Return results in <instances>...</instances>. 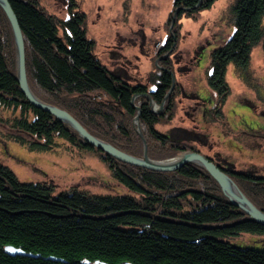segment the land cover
<instances>
[{
	"label": "trees",
	"instance_id": "trees-1",
	"mask_svg": "<svg viewBox=\"0 0 264 264\" xmlns=\"http://www.w3.org/2000/svg\"><path fill=\"white\" fill-rule=\"evenodd\" d=\"M9 1L23 33L28 81L37 97L67 110L91 134L133 156L142 157L145 144L156 161L200 152L158 128L173 119L177 106L170 57L150 72V86L132 85L95 55L87 14L78 9L77 0H71L68 19L49 14L39 0ZM216 1L174 0L169 18L172 23L177 11L174 30L158 57L178 45L183 17L195 18ZM231 17L235 31L211 52L206 70L217 95L213 118L221 124L231 94L230 65L244 80L253 50L262 46L264 52V0H233ZM148 94L163 106L161 111H153ZM0 126L6 140L31 151L94 152L130 192L71 190L54 195L52 186L22 182L0 162V264H264V249L232 242L246 233L264 235V225L248 220L205 168L188 163L174 171H157L123 162L35 107L18 81L15 38L1 5ZM223 168L264 212V175Z\"/></svg>",
	"mask_w": 264,
	"mask_h": 264
},
{
	"label": "rangeland",
	"instance_id": "rangeland-1",
	"mask_svg": "<svg viewBox=\"0 0 264 264\" xmlns=\"http://www.w3.org/2000/svg\"><path fill=\"white\" fill-rule=\"evenodd\" d=\"M39 3L60 19L70 17L71 0H39ZM77 3L78 9L87 14L86 28L88 37L95 40V55L125 82L150 86V72L162 59H172L178 85L177 106L173 119L158 125L161 132L195 145L223 167L264 175L262 46L253 50L246 79L242 80L235 66L230 65L227 81L231 94L224 107L225 123L213 118L217 116L213 111L217 95L208 84L206 70L211 52L235 31L231 17L233 0H217L197 17H183L178 45L161 57L158 55L174 30L175 22H169L174 0H77ZM1 129L0 162L22 182L46 183L52 186L54 195L71 190L130 193L92 151H31L6 140ZM232 242L264 249V235L246 233Z\"/></svg>",
	"mask_w": 264,
	"mask_h": 264
},
{
	"label": "water",
	"instance_id": "water-1",
	"mask_svg": "<svg viewBox=\"0 0 264 264\" xmlns=\"http://www.w3.org/2000/svg\"><path fill=\"white\" fill-rule=\"evenodd\" d=\"M0 5L4 9L10 21L17 52V77L20 83L22 92L27 99L37 108L45 110L60 120L64 121L72 128H74L79 135L92 147L106 152L114 156L115 158L137 166H142L157 171H174L180 169L188 163H195L205 168L220 184L224 194L231 201L232 204L243 209L248 215V220L255 221L264 225V212L260 210L240 189L234 179L225 171L223 167L215 163L210 157L202 154L198 151H187L180 156L167 160L156 161L149 157L147 152V145L145 144L144 154L142 157L133 156L120 150L111 143L104 141L93 134H91L71 113L67 110L47 103L41 100L32 91L26 68V48L23 33L19 24L17 15L9 0H0ZM177 11L173 17V23L176 20ZM171 93V91H170ZM169 93V94H170ZM151 101L152 109L154 112H159L163 109V106H158L151 95H147ZM137 97V96H136ZM139 121V115L136 117V123ZM11 253H17L12 247L7 248Z\"/></svg>",
	"mask_w": 264,
	"mask_h": 264
}]
</instances>
